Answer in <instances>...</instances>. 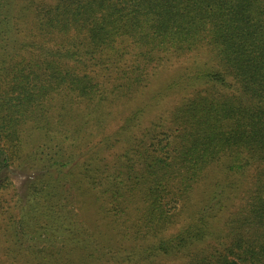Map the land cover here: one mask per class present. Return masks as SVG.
<instances>
[{"label": "trees", "instance_id": "trees-1", "mask_svg": "<svg viewBox=\"0 0 264 264\" xmlns=\"http://www.w3.org/2000/svg\"><path fill=\"white\" fill-rule=\"evenodd\" d=\"M199 46L143 124L152 70ZM9 165L35 174L0 184L4 264H264V0H0Z\"/></svg>", "mask_w": 264, "mask_h": 264}, {"label": "rangeland", "instance_id": "rangeland-1", "mask_svg": "<svg viewBox=\"0 0 264 264\" xmlns=\"http://www.w3.org/2000/svg\"><path fill=\"white\" fill-rule=\"evenodd\" d=\"M207 50V47L199 46L197 50L185 54L178 59L164 61L162 64L157 65L154 70H152V82L150 88L145 92V98L147 97L150 103L147 110V115L144 117L143 124L149 120L161 121V119H163L165 123H168L167 117L170 116L173 107L178 104L182 98L189 95V93L188 91L176 92L174 90L166 89L167 84L171 82L172 79L176 78L177 75L180 74L184 69L187 70L188 67H193L196 64H201L203 61H208V58L211 57V55ZM210 61L212 62V59H210ZM161 88L164 89L163 93L156 96ZM115 118L116 116L114 119ZM117 124L118 121L116 123L112 122L108 124V127L111 128ZM34 174L35 171L29 169L26 166L21 167V165H9L0 171V184L8 179L12 184V190H15L18 195H21L23 194L29 180L34 177ZM203 181L205 180L203 179L202 182ZM202 182L200 183L201 185L197 187L195 193L192 195V198L187 203V207L181 210L176 222L170 226L167 225L166 230L169 232L174 231L187 219L188 213L192 207L199 206L200 203H197V201L201 198V195H204L205 193L204 191L202 194H199V192L204 189ZM70 191L72 190L66 189L64 193L68 194ZM77 195L79 197V203H76L78 197L74 198V204L77 207H80L83 202H85L87 206L92 201L91 195L86 191H80ZM92 211L93 210L90 208V214ZM8 257H10V255H5V244L0 240V263H7Z\"/></svg>", "mask_w": 264, "mask_h": 264}]
</instances>
